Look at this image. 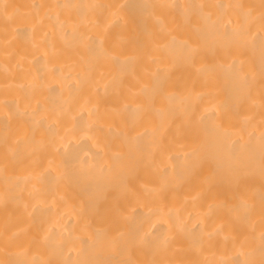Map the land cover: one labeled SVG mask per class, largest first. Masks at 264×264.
<instances>
[{
  "label": "bare ground",
  "instance_id": "1",
  "mask_svg": "<svg viewBox=\"0 0 264 264\" xmlns=\"http://www.w3.org/2000/svg\"><path fill=\"white\" fill-rule=\"evenodd\" d=\"M0 264H264V0H0Z\"/></svg>",
  "mask_w": 264,
  "mask_h": 264
}]
</instances>
